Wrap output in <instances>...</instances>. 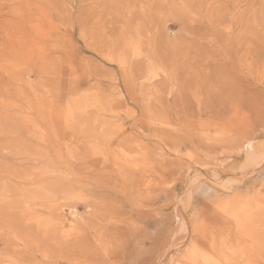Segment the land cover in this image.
I'll use <instances>...</instances> for the list:
<instances>
[{
	"label": "rangeland",
	"instance_id": "374dc122",
	"mask_svg": "<svg viewBox=\"0 0 264 264\" xmlns=\"http://www.w3.org/2000/svg\"><path fill=\"white\" fill-rule=\"evenodd\" d=\"M56 5L0 78V264H264V0Z\"/></svg>",
	"mask_w": 264,
	"mask_h": 264
},
{
	"label": "bare ground",
	"instance_id": "6f19581e",
	"mask_svg": "<svg viewBox=\"0 0 264 264\" xmlns=\"http://www.w3.org/2000/svg\"><path fill=\"white\" fill-rule=\"evenodd\" d=\"M56 3L57 0H0V78L22 79L24 75L21 71V60L37 61L35 64H32L33 66L31 65L34 69L31 71L27 70L26 73L28 75L34 74V70L37 71L35 74H51L54 72L56 66L55 52L51 53V55L47 53L45 55L29 56L23 48L24 46L26 47L37 42L42 43L51 39L50 32L46 31V28L50 27L55 19L60 18L58 16L60 15L58 11L59 6L57 7ZM5 8H8V10L2 13V10ZM52 9L55 13H53ZM18 57L20 61H18ZM1 61L7 62H5L6 64H2ZM247 150V152L251 153L249 148ZM249 158L250 156L245 160L243 170L247 169V167L255 168V164L257 165L261 162L260 155L255 160V163L252 161L248 162ZM241 174L245 175L243 171H241ZM260 186L263 188L264 183H261ZM257 190L254 188L251 195L252 199L255 198L254 208L248 211L250 214L248 213L247 216L245 215L246 217H243V228L247 232L243 250L245 249L246 252L264 256V190L263 193H260V189V192ZM231 207L230 210L233 212V206ZM244 245H241V247ZM240 250L242 251V249Z\"/></svg>",
	"mask_w": 264,
	"mask_h": 264
}]
</instances>
